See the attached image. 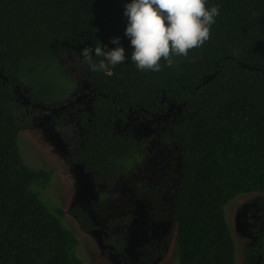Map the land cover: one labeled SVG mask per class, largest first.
I'll list each match as a JSON object with an SVG mask.
<instances>
[{
    "label": "trees",
    "instance_id": "trees-1",
    "mask_svg": "<svg viewBox=\"0 0 264 264\" xmlns=\"http://www.w3.org/2000/svg\"><path fill=\"white\" fill-rule=\"evenodd\" d=\"M128 3L0 0V264H82L78 239L61 218L75 216L86 232L93 223L78 207L50 210L31 190L46 186L51 172L22 160L19 119L27 125L29 116L14 93L26 97V108L63 101L73 86L64 67L72 63L82 68L91 98L88 111H72L81 132L71 140L70 160L112 188L147 153L146 140L118 133L116 124L132 112L160 113L167 100L181 104L171 135L181 155L170 208L178 264H235L224 205L239 193H264V0H208L220 6L211 39L174 57L171 67L161 61L159 72L131 61ZM115 37L128 59L109 65L111 75L91 71L82 49H113ZM101 59L93 51V61ZM258 244L264 263V229Z\"/></svg>",
    "mask_w": 264,
    "mask_h": 264
},
{
    "label": "rangeland",
    "instance_id": "rangeland-1",
    "mask_svg": "<svg viewBox=\"0 0 264 264\" xmlns=\"http://www.w3.org/2000/svg\"><path fill=\"white\" fill-rule=\"evenodd\" d=\"M64 69L72 79V89L63 101L42 104L49 109L26 108V97L14 90L17 104L29 116L27 125L23 115L18 118L22 160L30 168L51 172L46 186L32 185L31 190L50 210L78 207L91 219L94 229L86 232L75 216L66 213L61 218L78 239L75 253L82 264H178L170 208L180 179L181 155L171 135L182 105L167 100L158 114L143 117L132 112L125 123L116 124L118 133L129 132L147 140L148 146L142 163L108 189L80 163L70 160L71 140L80 129L71 117L74 107L66 104L88 111L91 97L82 68L72 63ZM64 87H57L58 91ZM62 105L66 106L58 109ZM263 212L264 193H239L224 205L235 264H244L242 248L255 242L253 230L264 224Z\"/></svg>",
    "mask_w": 264,
    "mask_h": 264
},
{
    "label": "clouds",
    "instance_id": "clouds-1",
    "mask_svg": "<svg viewBox=\"0 0 264 264\" xmlns=\"http://www.w3.org/2000/svg\"><path fill=\"white\" fill-rule=\"evenodd\" d=\"M220 6H208V0H131L125 5L127 17L125 35L130 39L131 61L141 71L159 72L161 61L173 65L174 57H187L191 50L201 48L211 39L212 25ZM117 45L84 47L80 52L91 71H108L109 65L124 63L128 57L120 46L119 37L111 40ZM95 56L102 57L99 62Z\"/></svg>",
    "mask_w": 264,
    "mask_h": 264
},
{
    "label": "flooded vegetation",
    "instance_id": "flooded-vegetation-1",
    "mask_svg": "<svg viewBox=\"0 0 264 264\" xmlns=\"http://www.w3.org/2000/svg\"><path fill=\"white\" fill-rule=\"evenodd\" d=\"M88 93L90 94V90L88 89ZM78 99V98H77ZM28 103V102H27ZM68 107H76V106H73L71 105V103H68L66 104ZM66 105H62L60 107H58V109L60 108H64ZM32 107H35L33 105H30ZM45 108V107H44ZM42 108V109H44ZM73 108V109H74ZM49 109V108H48ZM73 109L71 110V117H72V111ZM163 111V110H162ZM161 111V112H162ZM158 114V113H156ZM155 115V114H154ZM145 117V116H143ZM79 128V127H78ZM80 129V128H79ZM81 132V131H80ZM133 136V135H132ZM134 137V136H133ZM136 139V138H135ZM138 140H145V139H138ZM147 141V140H146ZM147 146H148V142H147ZM146 156V155H145ZM90 173V172H89ZM256 193H259V192H256ZM261 217H262V220L264 221V212L261 214ZM264 229V224L260 227V228H257L255 230H253V233H254V238H255V242L253 244H247V245H244L243 248H242V254L244 256V264H251L252 261H254L253 264H264L263 261H262V253L258 250V247H259V244H258V240H259V236L261 234V231ZM254 258V260H252Z\"/></svg>",
    "mask_w": 264,
    "mask_h": 264
},
{
    "label": "water",
    "instance_id": "water-1",
    "mask_svg": "<svg viewBox=\"0 0 264 264\" xmlns=\"http://www.w3.org/2000/svg\"><path fill=\"white\" fill-rule=\"evenodd\" d=\"M43 107V106H42ZM46 109L50 108V107H45Z\"/></svg>",
    "mask_w": 264,
    "mask_h": 264
}]
</instances>
